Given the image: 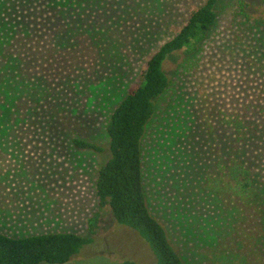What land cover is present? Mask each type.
Wrapping results in <instances>:
<instances>
[{"label": "rangeland", "instance_id": "obj_1", "mask_svg": "<svg viewBox=\"0 0 264 264\" xmlns=\"http://www.w3.org/2000/svg\"><path fill=\"white\" fill-rule=\"evenodd\" d=\"M244 1L253 19L264 16V0H221L193 77L175 74L183 54L168 62L174 97L161 102L144 141L151 212L186 264H264V223L250 257L238 210L203 189L231 138L223 117L243 113L258 131L250 153L264 212V27L238 17ZM206 2L0 0L1 233L88 237L100 212L95 242L69 264H155L139 234L99 205L106 157L74 141L108 145L112 115L150 59Z\"/></svg>", "mask_w": 264, "mask_h": 264}, {"label": "trees", "instance_id": "obj_2", "mask_svg": "<svg viewBox=\"0 0 264 264\" xmlns=\"http://www.w3.org/2000/svg\"><path fill=\"white\" fill-rule=\"evenodd\" d=\"M220 3L221 0H207L203 7L191 14L188 23L177 35L150 59L140 83L130 90L112 115L108 145L78 139L74 141L76 149L93 151L106 157L96 181L99 205L101 209H111L119 225L139 234L149 246L155 264L186 263L171 243L166 228L151 212L143 161L144 141L161 102L170 103L174 97L171 95L174 82L167 70L168 62L183 54L185 61L175 74L188 78L199 71L206 42L219 21ZM249 9L248 2H241L238 17L246 24L254 21L255 26L264 27V16L253 19ZM26 46L23 51H27ZM30 46L34 45L30 43ZM30 54L33 52L30 51ZM222 124L230 132L231 138L223 157L207 175L203 189L225 202L229 208L238 210L241 220L246 223V229L241 231L242 242L250 250L251 257V244L260 240L264 223V212L260 209L263 195L254 173L256 161L250 153V147L258 138V131L240 112L225 115ZM101 220L100 212L89 219L88 237L52 233L12 238L0 232V264H69L87 245L95 242ZM121 264L139 263L126 260Z\"/></svg>", "mask_w": 264, "mask_h": 264}]
</instances>
